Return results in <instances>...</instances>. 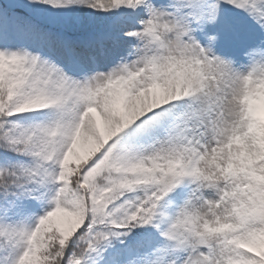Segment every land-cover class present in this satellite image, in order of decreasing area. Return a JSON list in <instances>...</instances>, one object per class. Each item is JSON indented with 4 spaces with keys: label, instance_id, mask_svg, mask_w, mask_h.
Here are the masks:
<instances>
[{
    "label": "snow or ice",
    "instance_id": "obj_1",
    "mask_svg": "<svg viewBox=\"0 0 264 264\" xmlns=\"http://www.w3.org/2000/svg\"><path fill=\"white\" fill-rule=\"evenodd\" d=\"M0 264H264V0H0Z\"/></svg>",
    "mask_w": 264,
    "mask_h": 264
}]
</instances>
